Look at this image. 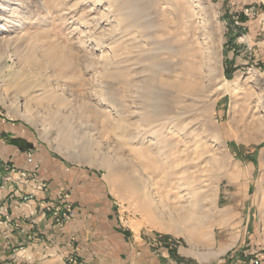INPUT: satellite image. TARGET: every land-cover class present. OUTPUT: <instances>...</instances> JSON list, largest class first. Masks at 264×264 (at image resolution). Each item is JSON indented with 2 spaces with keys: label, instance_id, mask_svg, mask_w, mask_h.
I'll use <instances>...</instances> for the list:
<instances>
[{
  "label": "rangeland",
  "instance_id": "1",
  "mask_svg": "<svg viewBox=\"0 0 264 264\" xmlns=\"http://www.w3.org/2000/svg\"><path fill=\"white\" fill-rule=\"evenodd\" d=\"M8 145L31 157L29 171L10 165ZM38 151L83 181L68 193L110 211L134 254L162 238L216 251L247 216L246 235L264 247V2L0 0V168L37 172ZM146 152L159 170L139 164ZM191 188L196 207L182 219ZM7 230L0 264H15Z\"/></svg>",
  "mask_w": 264,
  "mask_h": 264
},
{
  "label": "crops",
  "instance_id": "2",
  "mask_svg": "<svg viewBox=\"0 0 264 264\" xmlns=\"http://www.w3.org/2000/svg\"><path fill=\"white\" fill-rule=\"evenodd\" d=\"M20 136L23 134H19ZM8 147L5 148L4 153L10 160V165L29 171L31 164L25 160V151L20 152L17 148H13L16 147L15 145H8ZM34 155V162L40 164L37 170L38 175L46 181L48 189L44 193L37 194L30 204L21 202L20 198L12 193L11 189L16 187L14 181L7 180L3 184L2 170L6 168H0V206H2L0 213L5 211L11 214L10 218H13L14 222H10L11 225L8 226L7 238H12L20 246L15 254V264L28 262L67 264L66 259L71 254H74L81 264H198L199 261L216 258L226 251L227 258L218 264H253L255 257L258 258L259 264H264V247L257 248V243L251 241V238L246 235V223L249 222V216L244 228L241 227L240 230L237 227L238 223L231 222L229 228L222 231L217 250L205 253L199 252L193 245L184 248L181 244L177 246L173 244L172 238H162L149 242L148 246L146 244L134 254V248H130V232L116 228L115 218L110 216V211L96 210V207L87 204L81 205L78 203L79 196L76 194H70L76 210L74 218L62 225H57L54 223L51 211L46 210L44 215H41L42 197H46V201L50 202L58 189L69 191V188H79L84 183L80 179L78 183H71V176L67 177L63 174L62 166L43 152L38 151V154ZM7 173H9L8 170ZM29 207L36 211L32 218L26 221L19 219L25 215ZM218 211L219 214H216L220 216L218 219H223V216L228 213L226 208H220ZM8 221L10 219L0 223V231L3 230V226L7 227ZM16 222L22 226V230H12ZM9 229L13 232L9 233ZM31 233L35 238L30 236ZM212 238L213 241L216 240V234H213ZM4 242V239H0V244Z\"/></svg>",
  "mask_w": 264,
  "mask_h": 264
},
{
  "label": "built area",
  "instance_id": "3",
  "mask_svg": "<svg viewBox=\"0 0 264 264\" xmlns=\"http://www.w3.org/2000/svg\"><path fill=\"white\" fill-rule=\"evenodd\" d=\"M27 161L31 162V157H28ZM9 179H13L16 182V187L12 193L17 195L20 201L25 204H30L37 194L44 193L46 189H48L46 181L40 178L36 170L35 172L32 171L27 173L25 171L18 172L15 169H10L8 180ZM41 200L43 202L40 205L42 209L41 215L43 216L46 210L51 211L54 223L57 225H62L71 220L76 214L74 202L71 200L70 194L66 189H58L50 202L46 201V197H42ZM35 212L36 211L33 210V212H30V215H34ZM10 222L11 221L7 222V227L11 225ZM13 226L15 229L22 230L17 224L15 225V223ZM67 263L81 264L74 254L68 256ZM253 264H259L257 257L253 259Z\"/></svg>",
  "mask_w": 264,
  "mask_h": 264
},
{
  "label": "bare ground",
  "instance_id": "4",
  "mask_svg": "<svg viewBox=\"0 0 264 264\" xmlns=\"http://www.w3.org/2000/svg\"><path fill=\"white\" fill-rule=\"evenodd\" d=\"M262 1L264 2V0H262ZM206 55H207V57H206L205 69H206V74H207L206 76L209 78V77H211V73L213 72V70H212V64H211L213 52L210 51ZM224 80H225V82L221 83L220 86H219L220 90L222 92L232 91V89L236 85L237 78H234L231 82H229L227 79H224ZM143 155L144 156H147L149 158L148 161H144V162L143 161H139L140 162L139 164H141L143 166V168L149 169L150 171L159 170V166L161 165V163L156 161V159H155V157L157 158V156H155L156 154L155 155L154 154L152 155L149 152H146V154H143ZM163 157L166 159L167 158L166 154ZM194 195H195V191H193L192 188L187 191V198L190 200V204L188 206L189 207V210L181 211L178 214V217H180L182 219H186V218H191L192 217V213H191L190 209H194L196 207L195 206V202L193 201ZM139 204L142 207V204L141 203H139ZM138 209H141V208H138ZM142 214H144L143 211H142Z\"/></svg>",
  "mask_w": 264,
  "mask_h": 264
},
{
  "label": "water",
  "instance_id": "5",
  "mask_svg": "<svg viewBox=\"0 0 264 264\" xmlns=\"http://www.w3.org/2000/svg\"><path fill=\"white\" fill-rule=\"evenodd\" d=\"M18 142H19V144L21 143V145H22V143H23L24 141H23V140H12L11 143H14L15 145H17ZM23 145H24V143H23Z\"/></svg>",
  "mask_w": 264,
  "mask_h": 264
}]
</instances>
